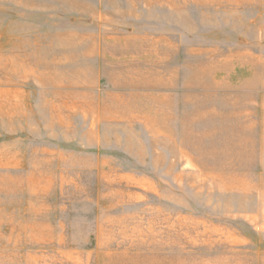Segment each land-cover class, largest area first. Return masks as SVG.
<instances>
[{
  "label": "rangeland",
  "instance_id": "rangeland-1",
  "mask_svg": "<svg viewBox=\"0 0 264 264\" xmlns=\"http://www.w3.org/2000/svg\"><path fill=\"white\" fill-rule=\"evenodd\" d=\"M0 264H264V0H0Z\"/></svg>",
  "mask_w": 264,
  "mask_h": 264
}]
</instances>
